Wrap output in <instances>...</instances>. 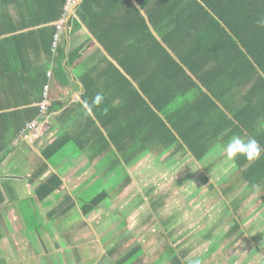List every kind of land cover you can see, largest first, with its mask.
I'll use <instances>...</instances> for the list:
<instances>
[{"label": "trees", "instance_id": "1", "mask_svg": "<svg viewBox=\"0 0 264 264\" xmlns=\"http://www.w3.org/2000/svg\"><path fill=\"white\" fill-rule=\"evenodd\" d=\"M135 1L145 15L131 0H81L76 10L80 21L115 60L102 54L80 76L84 101L91 104L98 92L104 95L101 105L91 107L92 116L87 115L94 126L99 122L103 128L99 131L96 126L98 136L93 144L95 154L103 153V168L113 174L122 165H134L149 153H154L156 161L164 154L167 160L177 154H190L196 161H203L233 136L235 123L247 128L251 133L248 137L264 146V28L256 24L264 15V0ZM67 3L0 0V165L13 151L17 136L26 135L25 128L32 122L45 119L39 116V103L49 80L47 70L66 82L65 68L73 65L87 43L70 49L63 66V49L58 42L54 46V35L55 22L65 16ZM79 23L71 17V32L79 28ZM61 105L50 104L46 113ZM63 138L44 146L34 177L47 165L59 164V153L67 143ZM247 161L242 155L235 159L236 165ZM256 163L259 161L252 167H258ZM206 171L199 174L204 185L209 181ZM261 171L264 168L258 177ZM60 175V171L51 172L35 187L37 200L44 201L59 188ZM129 181L128 176L120 190ZM11 192L9 181L0 180V209H4L7 196L14 200ZM87 199L81 206L85 215L106 199L103 207L110 204L106 190L90 194ZM261 199L264 209V194ZM150 205L156 211L162 205L159 196L153 197ZM61 208L49 212V223L63 215L65 210ZM168 217L161 225L171 224V238L176 229L174 214ZM238 217L224 234L225 239H232V245L242 235ZM25 222L28 230L35 228L32 220ZM262 234L254 236L255 242ZM114 235L117 231L112 238ZM210 235L208 232L206 237ZM168 240L165 237L167 253L172 255L168 264H190L184 260L188 249H179L181 243L171 241L173 247ZM219 243L212 242L207 253L215 252ZM116 247H109L106 254L116 256ZM141 253L143 249L136 245L114 261L135 264ZM160 254L151 264L161 263Z\"/></svg>", "mask_w": 264, "mask_h": 264}, {"label": "rangeland", "instance_id": "2", "mask_svg": "<svg viewBox=\"0 0 264 264\" xmlns=\"http://www.w3.org/2000/svg\"><path fill=\"white\" fill-rule=\"evenodd\" d=\"M72 1L68 0V3ZM39 114L40 117L49 119L47 113L45 114L39 110ZM39 124L37 123L36 127ZM217 148L213 149L203 161L197 164H208L215 156L218 157L219 150ZM176 160L175 165H171L173 158L164 164L162 162L159 163V160L156 163L154 162V154H148L134 164V166L137 165V168L134 166H132V169L131 166L128 167L127 170L133 173L132 179L134 181L128 187V189L132 188L131 192L126 196L130 197L132 193L135 194V192L141 191L147 197L131 213H127L126 219L128 222L136 219L137 221H143V218L147 219L149 216L148 226L143 224L141 231L134 232L136 237L133 241H123L118 238L115 243L113 242L112 236L116 231L113 229L114 226H111V220L116 219L114 223L118 225H115V227L120 229L121 221L123 220L121 215L126 214L123 210L118 213L109 212L107 217H103L102 215L107 210L100 209L92 218L93 220L90 221L93 225L91 228H94V230H91L88 229L90 228L89 225L84 227L81 225L83 221H81L76 209L70 213L58 215L52 223H49L46 212L52 206L44 205L43 202L38 201L36 198L34 199L36 201L35 206L29 197L30 195L34 197L32 188H30L29 194L26 192L18 193L17 202H12L9 198H6L9 202H6L4 209H0V218L2 219L0 222V259L2 260L0 264H116L115 258H119L121 252L130 249L136 244L142 247L143 253L135 264H151L160 253L162 254H160L162 258L160 264H168L166 261L172 255L167 253L165 237L169 239V244L174 247L171 241H174V237L178 241L177 236L180 234L186 237L184 241H182L183 237H180V243H185L181 248L186 247V249L191 250L190 252L194 256L200 255L198 257L200 260L204 259L205 256H209L207 263L202 262L201 264H264V237L260 235L256 239H260L259 243L253 240L257 233L264 231V216L260 217V215L256 214L260 210L257 207V198L249 200L247 207L235 210L239 200L229 196L228 200L222 202L215 195L210 197L211 194L208 192L211 190H208L200 181L199 183L197 182L198 175H195L196 173L200 174L201 169L199 166H194L193 171L192 169L186 171L183 166L186 163L189 164V161L185 157L183 159L176 158ZM219 161H223L225 164L231 163L226 156L223 157L221 155L216 160L217 165L222 164ZM179 163H181V167L178 168V171H174L175 167H177L176 164ZM185 168H188V166H185ZM217 168L215 167L213 172ZM194 170H196V173H194ZM184 171H186L185 175L183 174ZM180 176H182L181 180ZM184 177H187L186 181ZM191 177L192 179L190 180ZM228 177L224 175L221 178L220 175L219 180L216 182V187L220 188L221 182L227 180ZM229 180H231V183L235 182L233 177ZM107 181L102 184L103 188L114 183L110 179ZM187 183L191 184L187 185ZM194 183L195 185L199 184L198 187H195L194 190H189L188 187H193ZM11 184L19 189L21 184L23 188L25 187L24 183L20 181H13ZM96 188H98L97 185ZM215 192H218V197L222 194L220 190L214 187L213 193ZM225 192L223 191V193ZM141 196L142 194H139V196L134 197L133 202L139 201ZM155 196H159L162 205L153 214L149 202ZM124 199L125 197L118 201L116 199L113 201L117 209L123 206ZM107 202L108 199L104 200L101 203L102 206H105ZM171 214H174L173 226L176 231L169 238L168 229H170L171 224H165L163 227L162 225L160 226V221L162 223L164 218L169 220L170 217L168 216ZM237 215H239L238 218L241 222L242 235H239L241 237L232 245V239H225L223 235ZM101 219L102 224H100ZM26 220H32L35 228L28 230ZM87 231L91 232L86 233ZM94 232L96 235H93ZM97 232L101 233V237ZM161 232L165 237L160 234ZM208 232H211L210 238H206ZM103 233L104 235H102ZM52 234L55 235L53 236ZM21 237L23 239H20ZM107 239L110 242L102 243ZM69 242L72 243L67 245L66 243ZM211 242L220 243L219 248L212 255H209L211 253L208 254L207 249L210 248ZM57 243L59 244L58 246H56ZM118 243L120 244L119 247H116V256L106 254L107 249L111 247L110 245ZM174 250L176 251L177 249L174 248Z\"/></svg>", "mask_w": 264, "mask_h": 264}, {"label": "crops", "instance_id": "3", "mask_svg": "<svg viewBox=\"0 0 264 264\" xmlns=\"http://www.w3.org/2000/svg\"><path fill=\"white\" fill-rule=\"evenodd\" d=\"M131 1L134 3L136 7L139 6V4L135 0H131ZM80 2L81 0H73L71 3L67 4L65 10V16L63 17L62 28L59 31L58 43L62 47L64 53V57L62 58L63 66L67 61L66 55L68 51H70V49L76 47L77 45L83 42H87V43L80 51V55H78V58L74 61L73 65L65 68L66 69L65 71L67 73L66 82H62L59 79H57L55 77V74L51 72V69L47 70V76L49 78L48 84L46 85L47 87L46 97L48 100L47 102L48 106L52 103H56V104L59 103L62 105L57 110H54L52 111V113L47 114L49 119L47 118L39 121L40 124L38 127H35L33 130H29L26 127L25 128L26 135L21 136L22 135L21 134L17 136V139H15L13 142L14 145L13 151H11V153H9L7 157L1 162L0 175L2 178L0 180L9 181V185L13 188V192L10 193L15 195L13 196L14 200H12V202L14 201L17 202V198H19L18 193L26 192L29 194L30 192L29 190L30 188H32V193L34 197H32L31 195L29 197L31 198V200L34 201V205L36 206V201L34 200L36 198L34 192L35 187L48 175H50L51 172L60 171L61 174L60 177L62 180L61 185L57 190H55V192H53L48 197H46L44 201H40L43 202L44 205L52 206L51 208H49V211L46 212L47 215L49 214L50 211H52V209L54 210L57 209L58 207L60 208L62 207L65 210L63 211V214L70 213L72 212V210L76 209L78 211V214L80 215L81 221H83L81 225L83 227L89 225L90 228L88 229L94 230V228L93 229L91 228L93 225L90 223V221L93 220L92 218L96 215V212H99L100 209L101 210L104 209V211L107 210L106 212H104V215H102L103 217H107L109 212L118 213L120 210H123L125 211L126 214L121 215L123 218V220L121 221V225H122L121 229L117 230V228L115 227V225H118L117 223H114L116 219L111 220V226L112 227L114 226L113 229L117 231V235H114L113 237L114 239L113 242L115 243V241L118 238H120L123 241H127V240L133 241L136 237L134 232L137 233L141 231L142 227L144 226L143 224L148 226L149 216L147 219L143 218L144 222L142 220L137 221V219L132 220V222L131 221L128 222L126 219L127 218L126 215L127 213H131L135 208H137V206L145 200L147 195H145L141 191L139 192L137 191L135 192V194L132 193V196L130 197L126 196L131 192L132 188L128 189V187H130L131 183H133L134 181L132 179L133 173L131 171H128L127 169L130 166L132 169V166L134 165H128V166L122 165L115 173L109 174V172L106 171V169H104L102 166L103 153L98 155L94 153L93 144L95 142V137L98 136L97 135L98 130L96 126L100 128L99 131L100 130L103 131V128L100 126L99 122H96V126L93 125V123L89 119V116H87V115L92 116L91 110L86 111L85 108L83 107L85 103L82 96L84 91V86L80 76L83 75L88 68L96 64L102 54L106 55L108 59L112 60L113 62H115V60L112 59L108 55V53L104 50L103 46L98 42L95 34L89 29L87 24L80 21L78 15L76 14V10ZM138 8L141 9L140 6ZM71 17L75 18L78 22H80L79 28L75 29L74 32L73 31L71 32V26L68 24V21L71 19ZM101 20L102 18L98 20V23H100ZM57 22L59 23L60 20H57L55 23ZM157 38L160 39V37ZM56 55H58V53ZM48 72L50 74H48ZM44 90L42 93L43 98H44ZM235 125L237 126L236 128L237 131L233 133V135L248 137V135L251 134L247 128L240 126L237 123H235ZM62 136L64 137L62 140L66 139L67 143H65L63 149L59 153V155H62V159L59 162V164L56 165L55 167L51 164L47 165L45 171L42 174L38 175L37 177H34L33 176V173L35 171L34 168L36 164L41 161L40 160V157H42L41 151L44 148V146L49 142L54 141L55 139H58ZM226 143L224 145H226ZM222 148L223 147L217 148L219 150L218 157L219 155L223 157L225 156V154H223ZM149 154H154V153H149ZM165 156H166L165 154L162 155L157 159V161L159 160L158 162L159 163L162 162L163 164L166 163L169 160L165 159ZM218 157L215 156V158L211 160L208 164L205 163L204 165L202 164L200 165L197 164L199 162L196 161L192 157V155L186 154L185 158L189 161V164L186 163L185 165L188 166V168H185V166H183V168L186 171L188 169H192L193 171L194 166L197 167L199 166L202 172L206 171L205 168H208V171H206V175L208 176L209 181L208 183L203 185L207 187L208 190H211L210 192H208L209 194H211L210 197H213L215 195V197H217L219 200L223 202L224 200H228V197L231 196V198H235L236 200H239V202L236 204L237 205L236 210L238 208L247 207V205L249 204V200H252L253 198H257L258 201L257 207L260 208V210L259 212L257 211L256 214L260 215V217H263L264 209H263L261 196L264 194V171H261L260 173L261 177H258L259 176L258 173L260 172L261 169L264 168V153L261 154V157L259 159L255 160V161H259V163H256V166H258L256 168L252 167L255 161L252 162L247 161L243 165L241 164L236 165L235 160L231 161V163L228 164L223 163V161H219L222 164L217 165L216 160ZM175 158L183 159V157L177 154L173 158L172 161L173 163H171V165H175V163L177 162ZM154 159H155V155H154ZM157 161L154 160V162L158 163ZM176 166L177 167H175L174 171H178V168L181 167V163L176 164ZM134 167L137 168V165H135ZM215 167L218 168L213 172V169ZM186 171L183 172L184 175ZM195 171L196 170H194V173H196ZM197 175H198L197 182L199 183L200 181L199 173H196L195 176ZM220 175L221 178L224 175L229 177L227 178V180L222 181L220 188H218L216 187V182L219 180ZM128 176L130 178L129 183L125 185L122 190H120L119 188L120 185L124 183L125 178H127ZM232 177L235 178V182L233 183H231V180H229ZM109 179L114 181V183L111 186L108 185L107 187L103 188L102 184L108 182L107 180ZM121 179L122 181L119 182V180ZM181 179L182 176H180V180ZM184 179L186 181L187 177H184ZM191 179L192 177L190 178V180ZM13 181H20L24 183L25 187L23 188V185L21 184L19 189L11 184ZM188 184L191 183H187V185ZM96 185L98 186V188H96ZM198 185L199 184L195 185L194 183V186L191 188L188 187V189L194 190V188L198 187ZM214 187L217 190L221 191L220 193L222 194L219 195V197L217 196L218 192L213 193ZM101 190H106V192L108 193L110 204L107 206V208L103 207L102 205H99L94 210H92L91 212L85 215L81 210L82 203L88 200L87 198L90 194H93ZM223 191L226 192L223 193ZM139 194L140 195L142 194L141 199H139V201L134 203L133 198L139 196ZM124 197L125 199L123 206L117 209L116 204L113 201L115 199L118 201L120 199H123ZM6 198H11V197L7 196ZM147 199L149 200V198ZM6 202L9 201L6 200ZM53 202L54 204L52 205ZM150 203L151 201L149 202V204ZM151 210L153 214L156 213V211H153V209ZM59 213H61V211H59ZM263 222H264V218H263ZM100 224H102V219L100 220ZM160 226H161V221H160ZM174 231H176V229ZM90 232L91 231H87L86 233H90ZM97 233L99 235L101 234L100 232ZM93 235H96L95 232ZM102 235H104V233ZM180 235L177 236L178 241L175 240L176 238L174 237V241L176 243L180 242V237H181ZM262 235L264 237V234ZM206 238H210V237L208 236ZM20 239L23 238L21 237ZM99 241L101 240L99 239ZM256 242L259 243L260 239L256 240ZM119 244L120 243L116 244V246L119 247ZM183 245H185V243H181L178 248L180 249L181 247H183ZM190 251L191 250H187L186 256L184 257L185 258L184 260L187 263H189L192 260L191 258H197L200 256V255L194 256L191 254ZM124 252H121V254H123ZM208 258L209 256H205V258L201 260V263L202 262L207 263Z\"/></svg>", "mask_w": 264, "mask_h": 264}, {"label": "clouds", "instance_id": "4", "mask_svg": "<svg viewBox=\"0 0 264 264\" xmlns=\"http://www.w3.org/2000/svg\"><path fill=\"white\" fill-rule=\"evenodd\" d=\"M256 24L258 27L264 28V15L260 16L256 20ZM104 100L103 93H97L89 104L85 101L83 107L86 111H90L92 106H99ZM48 108V105H47ZM46 108V111H47ZM45 111V113H46ZM34 127L27 128L29 130H33L37 122H32ZM23 136V135H22ZM223 154H225L226 158L229 161H234L237 156H244L249 162L255 161L261 157V154L264 153V146H262L254 137H241L239 135H233L226 145L222 148ZM190 264H201L200 259H194L190 261Z\"/></svg>", "mask_w": 264, "mask_h": 264}, {"label": "built area", "instance_id": "5", "mask_svg": "<svg viewBox=\"0 0 264 264\" xmlns=\"http://www.w3.org/2000/svg\"><path fill=\"white\" fill-rule=\"evenodd\" d=\"M62 24H63V19H61L60 20V22L59 23H57V32L55 33V35H54V46L57 44V42H58V39H59V31L61 30V28H62ZM50 74V73H49ZM46 91H47V87H45V90H44V98H43V100L39 103V109L42 111V112H44L45 113V110H46V108H47V105H48V100H47V97H46ZM34 127V125H33V123H31V124H29L28 125V128H33Z\"/></svg>", "mask_w": 264, "mask_h": 264}, {"label": "water", "instance_id": "6", "mask_svg": "<svg viewBox=\"0 0 264 264\" xmlns=\"http://www.w3.org/2000/svg\"><path fill=\"white\" fill-rule=\"evenodd\" d=\"M138 5V4H137ZM139 7V6H138ZM141 12L144 14V12L141 10ZM145 15V14H144ZM145 18H146V20H147V22H148V19H147V17L145 16ZM151 30H152V28H151ZM155 35H156V33H154ZM157 36V35H156ZM158 37V36H157Z\"/></svg>", "mask_w": 264, "mask_h": 264}]
</instances>
